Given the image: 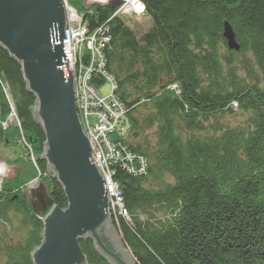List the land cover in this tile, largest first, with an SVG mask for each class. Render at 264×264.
Wrapping results in <instances>:
<instances>
[{
    "label": "trees",
    "instance_id": "obj_1",
    "mask_svg": "<svg viewBox=\"0 0 264 264\" xmlns=\"http://www.w3.org/2000/svg\"><path fill=\"white\" fill-rule=\"evenodd\" d=\"M143 2L151 25L140 35L119 17L107 24L106 8L86 20L90 33L103 24L112 36L106 68L131 123L122 146L150 164L137 177L124 163L115 166L129 219L114 224L137 264H264V0ZM226 21L239 52L228 49ZM3 83L19 131L41 156L46 135L32 112L37 98L22 65L0 45L4 121ZM234 108L243 120L225 123ZM6 138L0 127V142ZM37 161L54 204L65 208L63 186L46 160ZM34 167L23 163L0 189V264H33L42 243L43 217L20 191ZM79 245L89 264H110L91 239Z\"/></svg>",
    "mask_w": 264,
    "mask_h": 264
},
{
    "label": "water",
    "instance_id": "obj_2",
    "mask_svg": "<svg viewBox=\"0 0 264 264\" xmlns=\"http://www.w3.org/2000/svg\"><path fill=\"white\" fill-rule=\"evenodd\" d=\"M66 20L62 0H0V45L22 65L28 89L37 98L33 115L46 135L43 154L36 157L47 161L68 199L65 208L53 205L43 183L40 190L27 193L38 214L53 205L43 219L42 243L32 252L33 264H89L79 245L85 239H91L110 264H134L112 223L105 182L80 123L74 78L63 51ZM223 36L230 50H241L228 21Z\"/></svg>",
    "mask_w": 264,
    "mask_h": 264
},
{
    "label": "rangeland",
    "instance_id": "obj_3",
    "mask_svg": "<svg viewBox=\"0 0 264 264\" xmlns=\"http://www.w3.org/2000/svg\"><path fill=\"white\" fill-rule=\"evenodd\" d=\"M95 2H101V0H62L63 7L73 14V16L70 17V13L66 14V16L68 17V21L66 20L67 29L71 26L86 28L88 26V22L86 21L88 18L87 15L91 16L92 14H94L98 7L106 8L111 11V16L109 17L107 24L111 22L112 19L119 17L124 22V24L129 26L132 30L134 29V31H136L138 35L142 34L144 31H147L150 28L151 20L150 16L147 14V11L143 15L141 13L142 11L139 12L137 8L133 6L132 8L135 12V15H131L130 11H127V13L125 12L126 7L122 6L121 4H118L113 8L109 7L111 5L110 3H104V5L100 6L98 4H94ZM138 3L142 4V6H144V9H146L143 0H138ZM69 18L73 21H70ZM102 25L103 24L98 25V28L94 34L89 33V30L86 28V30H88L87 34L85 33L86 35L83 34L78 38L79 40H82L70 43L68 47L63 44V51L65 57L69 54L72 55L71 64H73V62L75 61V68L78 70V73L75 76L76 79L80 75V72H84L83 75L89 76L88 85L90 86V88L87 89V104L83 103V101L81 100L82 94H86L82 91H79V87H77L76 83L74 82L75 103L83 131L88 137L93 149V160H96L100 157L97 154L98 152L101 153V157L105 160L95 164L102 174L106 190H108L109 193L112 194L111 197L114 198V200H109L110 210L112 212V223L114 224V221H117L119 217H124L126 220L129 219V211L124 204L121 185L115 178V166L118 163H124L129 172L137 177L139 175L146 174V172L149 170L150 164L146 156L138 153L137 151L133 152L129 144H127V147L125 148H123L124 146H122L123 140L127 138V133L131 129V123L130 120L128 122V117H126L125 103L121 100V98H119L118 95L115 94L118 83L114 80V77L110 75L109 71L106 68V57L104 53L106 47L109 49L111 48L112 36L109 32H106L107 30L105 29V25ZM97 35L100 36L98 40ZM232 51L239 52L240 50ZM67 67L68 69L70 67L72 68V65H67ZM98 79H104V82L101 84ZM3 86L4 89L2 88V96L7 99L10 107V112L8 114V117L4 121L2 120L0 115V127H2L7 132V138L0 142V189L15 177V175L17 174V168H20L23 163L30 161L36 168L34 167L35 172L33 178L29 180V182L25 185H21L20 191L23 192V196L26 197L27 193H30L35 189L39 188L38 190H40L42 187L41 183H43L47 187V189H49L50 196L52 197L49 185L44 180V176L42 177V171L40 170L38 165L37 160L39 159V157H36L37 155L34 153V150L26 142V138L19 131L21 130V125L17 117L15 104L13 102L9 88L4 83ZM81 103H83L84 109H86L87 105L89 104V110H108L105 113L106 119L103 121L102 126H104L105 124L107 126L111 125L112 120L115 121L114 126L110 129L106 128L104 132H100L101 129L97 127L95 130H93L92 133H90L91 135L89 136L88 131L90 125L92 123L99 124L100 115L95 114L93 117H90L89 115L84 116L83 111L80 107ZM109 114L111 117L108 116ZM101 120H103V116ZM242 120L243 115L241 114L240 109H238L237 111H235V114L225 119V123L234 124ZM92 136H95V138H92ZM103 139H106L107 141L111 139V144L106 142L103 143ZM115 146L118 147L121 153L116 150ZM104 168H107L106 171L104 170ZM47 173L49 174V176L54 177V175H51L49 171ZM104 174L106 175V178ZM111 186L112 189H109V187ZM28 205L35 214L42 216L44 219L45 215L48 214V212H50V210L52 209V206L56 204H54L53 201V205L48 208L44 214L36 213L29 202ZM125 209L127 211V214L125 213ZM113 211H115L118 215L115 216ZM117 230L122 236L120 230ZM133 260L134 264H137L134 258Z\"/></svg>",
    "mask_w": 264,
    "mask_h": 264
},
{
    "label": "built area",
    "instance_id": "obj_4",
    "mask_svg": "<svg viewBox=\"0 0 264 264\" xmlns=\"http://www.w3.org/2000/svg\"><path fill=\"white\" fill-rule=\"evenodd\" d=\"M102 1H105V0H102ZM127 2V3H126ZM122 6H125L127 8V6L129 7V5L131 7H136L137 10L138 9H144V6H142V4L138 3V1H134V0H131V2H128V0L124 1L122 0ZM72 14V13H71ZM73 16V14L71 15ZM70 21H73L70 19ZM74 21H77V20H74ZM88 29V27H86ZM86 28H80V27H74V26H71L69 27L65 32H66V39L63 40V44L66 45L67 47L69 46L70 43H73V42H78V41H81L82 39H78L79 37H81L83 34H87V31ZM90 33V31H89ZM85 34V35H86ZM70 51V50H69ZM71 52V51H70ZM72 55L69 54L65 57V59H67V65L70 66L72 65V68L70 67V71L75 74L78 73V70L75 68V61L73 62V64H71L72 62ZM68 68V67H67ZM68 69V70H69ZM84 72H80V75L78 76V78L76 79V85L77 87H79V91H82L83 93H85L86 95H83L81 96V100L83 101V103L87 104L86 102L88 101V95H87V89L90 88V86L88 85V80H89V76L88 75H83ZM79 84V86H78ZM77 101H78V95H77ZM83 103H81L80 107H81V110L83 111V114L84 116L86 115H89L90 117H93L95 114H99L100 115V119H99V124H94L92 123L90 125V128H89V131H88V135L90 136L93 132V130H95L97 127L100 128V132H104L106 128H111L114 126V123L115 121L112 120V124L107 126L106 124L104 126H102V123L103 121L106 119L105 118V113L108 111V110H101L99 109L98 111L97 110H89V104L87 105L86 109L83 108ZM114 105V104H113ZM103 113V115H102ZM102 116H103V120L102 119ZM110 116V114L108 115ZM111 117V116H110ZM106 123V121H105ZM92 138H95V136H92ZM106 142V143H109L111 144V139L109 141H107L106 139H103V143ZM116 147V150L120 152V150L118 149L117 146ZM121 153V152H120ZM100 157L96 160H94L95 163H98L100 161H105L102 157H101V153L98 152L97 153ZM104 167V166H103ZM107 168H104V170L106 171ZM105 175V174H104ZM105 178H106V175H105ZM110 186V185H109ZM109 189H112V186L109 187ZM114 200V198H113ZM115 216H117L118 214L113 211ZM125 213L127 214V211L125 209Z\"/></svg>",
    "mask_w": 264,
    "mask_h": 264
},
{
    "label": "bare ground",
    "instance_id": "obj_5",
    "mask_svg": "<svg viewBox=\"0 0 264 264\" xmlns=\"http://www.w3.org/2000/svg\"><path fill=\"white\" fill-rule=\"evenodd\" d=\"M94 1V0H93ZM124 1H126V0H124ZM134 1H138V0H134ZM115 2H121L120 4H122V0H105V1H102L101 0V2H95L94 4H98V5H100V6H102V5H104V3H110V4H112V3H115ZM128 2H131V0H128ZM110 7V6H109ZM65 9V8H64ZM127 11H130V13H131V15L132 14H134L135 15V12H134V10H133V8L129 5V7L127 6V8H126V13H127ZM138 11L140 12V11H142L141 13L144 15L145 13H146V9H138ZM67 12V13H66ZM65 13L66 14H69L70 12H69V10H67V9H65ZM72 14L70 13L69 14V17L71 16ZM148 16V15H147ZM67 17V16H66ZM129 17V16H128ZM69 20H70V18H69ZM67 21H68V17H67ZM88 27V26H87ZM65 36H66V32H65ZM64 39H66V37H64ZM73 78H74V82L76 83V77H75V74H73ZM237 104H235V106H236ZM235 109V108H234ZM107 194H108V196L109 197H111L112 196V194H110L109 193V191L107 190ZM121 197V196H120ZM109 199H113V197H111V198H109Z\"/></svg>",
    "mask_w": 264,
    "mask_h": 264
}]
</instances>
